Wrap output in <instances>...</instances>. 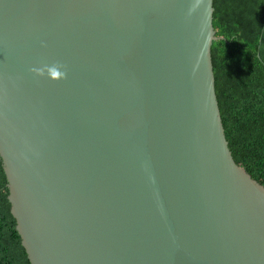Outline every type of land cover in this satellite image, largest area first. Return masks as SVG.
<instances>
[{
	"label": "water",
	"instance_id": "1",
	"mask_svg": "<svg viewBox=\"0 0 264 264\" xmlns=\"http://www.w3.org/2000/svg\"><path fill=\"white\" fill-rule=\"evenodd\" d=\"M213 11L0 0V159L30 264H264V186L226 140Z\"/></svg>",
	"mask_w": 264,
	"mask_h": 264
},
{
	"label": "trees",
	"instance_id": "2",
	"mask_svg": "<svg viewBox=\"0 0 264 264\" xmlns=\"http://www.w3.org/2000/svg\"><path fill=\"white\" fill-rule=\"evenodd\" d=\"M215 93L226 140L240 167L264 186V0H213ZM0 159V264H30Z\"/></svg>",
	"mask_w": 264,
	"mask_h": 264
},
{
	"label": "clouds",
	"instance_id": "3",
	"mask_svg": "<svg viewBox=\"0 0 264 264\" xmlns=\"http://www.w3.org/2000/svg\"><path fill=\"white\" fill-rule=\"evenodd\" d=\"M61 65H53L52 67H47L48 76L52 79L59 80L66 76L65 72L60 71ZM33 71L37 72L38 75L44 74V69H33Z\"/></svg>",
	"mask_w": 264,
	"mask_h": 264
}]
</instances>
